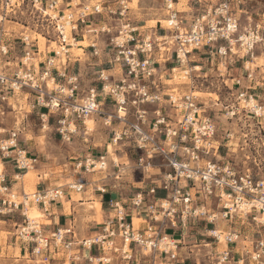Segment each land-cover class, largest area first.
<instances>
[{
    "label": "clouds",
    "instance_id": "clouds-1",
    "mask_svg": "<svg viewBox=\"0 0 264 264\" xmlns=\"http://www.w3.org/2000/svg\"><path fill=\"white\" fill-rule=\"evenodd\" d=\"M189 259L264 264V0H0V264Z\"/></svg>",
    "mask_w": 264,
    "mask_h": 264
},
{
    "label": "built area",
    "instance_id": "built-area-1",
    "mask_svg": "<svg viewBox=\"0 0 264 264\" xmlns=\"http://www.w3.org/2000/svg\"><path fill=\"white\" fill-rule=\"evenodd\" d=\"M176 3H177V2H176ZM60 15L63 16V13H60ZM77 23L79 24L80 22H77ZM74 38H75V37H74ZM205 52L208 54L207 56L210 57V50H209L208 46H205ZM52 53H54V55H56L55 52H52ZM52 53H51V54H52ZM176 57H177V56H176ZM141 60H143V56H141ZM157 67H158V65H157ZM100 87L102 88L103 85L101 84ZM109 103H111V101H109ZM7 106L10 107L11 105H7ZM41 111H42V113L47 114L48 109H47V108H42ZM152 124H153V126H156V125H155V121H153ZM161 127H163V126H161ZM133 131H134V129H133ZM163 138L166 139V135H165ZM128 151L131 152V153H133V154H135V155H137V160H138V159L144 154V150L139 149V148H131V149H128ZM30 158H31V157H30ZM153 161H155V158H153ZM172 174H173V175L175 174V171H174V170H173ZM217 179H219V177H217ZM189 184H190V188H189V190H191V182H189ZM156 195H157V199H167L168 193H167L166 190L157 189V193H156ZM223 211H224V212H229L230 209H229L227 206H225V207L223 208ZM128 223L131 224L132 222L128 221ZM201 223H205L204 225H207V227H208V225H211L212 228H211V229L208 228L209 231H214V230H215V225H214L213 223H211L210 221H203V222H201ZM169 230H174V228L169 227V228L166 230V234H167L169 237H171V236L168 234V231H169ZM171 238L174 239L173 237H171ZM208 238L211 239V241L208 242V243H213V242L215 241V239H216L215 237H208ZM230 246H231V245H230Z\"/></svg>",
    "mask_w": 264,
    "mask_h": 264
},
{
    "label": "crops",
    "instance_id": "crops-1",
    "mask_svg": "<svg viewBox=\"0 0 264 264\" xmlns=\"http://www.w3.org/2000/svg\"><path fill=\"white\" fill-rule=\"evenodd\" d=\"M82 42H83V36H82V37L80 36V38H79V43H82ZM81 48H84V47L81 46ZM88 48H89V47H88ZM39 66H40V67H43V63L41 62V64H40ZM38 187H39V186H38ZM101 195L103 196L105 203L108 202V201H110V200H112V199H115V197L112 196V195L109 194V193H103V194H101ZM100 206H101V207H104L105 204L102 203ZM9 218H10V217H9ZM127 220L133 223V220H132L131 217H128ZM63 222H65V221H64V218L62 217V218H61V223H63ZM168 234H169L171 237H173L174 239H176V240H181V239H182V232H175V230H169V231H168ZM208 242H210V240H206V243H208ZM23 254H24L23 251H21V255H23ZM185 264H194V262H193L191 259H189V260H186V261H185Z\"/></svg>",
    "mask_w": 264,
    "mask_h": 264
},
{
    "label": "rangeland",
    "instance_id": "rangeland-1",
    "mask_svg": "<svg viewBox=\"0 0 264 264\" xmlns=\"http://www.w3.org/2000/svg\"><path fill=\"white\" fill-rule=\"evenodd\" d=\"M175 2L179 3V0H175ZM157 27H160V26L157 25ZM161 34H162V35L164 34V30H163V29H161ZM81 37H82V36H81ZM42 39H44L45 41L47 40L46 37H42ZM80 46L91 48V45H87V43H86V38H85L84 36H83V42L80 43ZM51 55L55 56L54 53H52ZM176 58H177V57H176V54L174 53V54H173V59H176ZM202 58H204V59H209L210 57L207 56V55H205V56L202 57ZM166 63L168 64V66H169L170 68H175V67H176V65H175V64H172L171 62H166ZM205 86H207V85H205ZM99 87H100V85H99ZM7 108H8L9 111H12V110H13V109L11 108V106H10V107L7 106ZM126 153L130 155V158H135V159H137V155H135V154L129 152L128 149H126ZM154 163H155V161H154ZM162 171H163V169H162ZM201 224H202V226H203L205 223H201ZM208 228L211 229L212 226H211V225H208ZM200 239H204V238H203V237H200ZM207 240H210V241H211V239H209V238H207Z\"/></svg>",
    "mask_w": 264,
    "mask_h": 264
}]
</instances>
